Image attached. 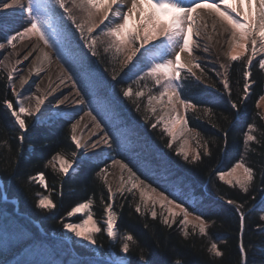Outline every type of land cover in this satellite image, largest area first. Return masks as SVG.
<instances>
[{"label":"trees","instance_id":"16d2710c","mask_svg":"<svg viewBox=\"0 0 264 264\" xmlns=\"http://www.w3.org/2000/svg\"><path fill=\"white\" fill-rule=\"evenodd\" d=\"M5 37L0 32V41ZM97 62L90 63L89 71L100 79L102 96L116 107L124 127L136 135L131 152L137 159H144L139 163L141 169L127 163L128 166L134 172H146L147 178L137 174L170 200L182 203L193 216L200 215L207 224L206 235L199 230H189L185 235L178 226L166 225L163 218H153L136 193L126 190L117 194L112 201L117 212L116 229L121 236H134L127 254L131 264H138L141 255L150 264H245V260L246 264H264V220L260 219L264 215V119L257 107L264 96V71L253 64L256 82L249 98L239 104V112L231 108L228 94L209 69L199 71L201 84L191 77L185 79L181 97L196 105L187 118L201 144V159L183 164L166 150L153 129L144 125L145 120L133 105L118 96V89L123 91L128 85L115 60L109 61L110 70L101 60ZM114 69L118 77L115 81L111 79ZM244 70V60L231 64V100L237 102L242 94ZM4 99L15 101L7 75L0 71V264H107L76 257L61 239L68 212L82 202L91 199L94 219H103L109 192L103 176L97 173L105 166L85 162L76 172L63 175L50 161L57 153L74 159L73 152L77 150L70 139L71 125L62 120L54 126L39 125L27 119L29 131L21 143L17 139L20 130L3 106ZM248 125L255 126L252 134L257 140L245 146ZM112 142L115 156L125 161L113 139ZM240 160L254 170L247 193L229 187L218 177ZM41 173L47 187L39 182ZM42 196L52 199L56 207L50 211L40 209L38 201ZM228 199L243 205L240 211L246 220L242 234L238 214L233 205L226 203ZM9 201H15L17 208ZM137 206L141 212L136 211ZM96 239L103 254L119 256L104 231ZM241 242L246 257L241 253ZM212 243L217 244L221 256L212 251ZM76 254L86 256L78 247Z\"/></svg>","mask_w":264,"mask_h":264},{"label":"snow or ice","instance_id":"6c2138e0","mask_svg":"<svg viewBox=\"0 0 264 264\" xmlns=\"http://www.w3.org/2000/svg\"><path fill=\"white\" fill-rule=\"evenodd\" d=\"M14 4L24 8V5L20 4V0L5 2L2 7L10 8ZM54 4L62 10L63 16H66L67 20L74 26L75 31L79 33L81 46L86 47L91 56L95 57L98 55L97 43H102L103 39L107 38L108 44L105 47V51H113L118 65L127 67L133 64L137 56L140 57V59L137 60V64L146 62V69L143 70V75L139 76V79L150 80L154 87L161 89V91L150 96L148 99V106L153 113L156 112V109L151 107L152 100L156 99L157 101H162L165 97H167V105L171 106L174 112L176 111V105L173 102V97H176L179 104L183 105L185 113H187L189 108L196 107L190 99H180L183 88L181 73L185 69H187L189 73H192V67H200V64L195 63L192 67H188L182 61V57L185 53L188 56H192L193 45L196 44L199 46L194 36L198 37L200 34V29L197 27V20H203L201 13L204 10L214 13L219 18L222 25H226L227 28L231 29L230 42L232 48L230 59L234 62L244 60V84L242 94L239 96V102L231 100L232 92L228 77L226 74L222 76L223 90L228 94L233 110L239 112V104H242L249 98L250 90L256 82L252 74L253 61L255 60L258 67L264 70V55H260V58L257 60L258 53H264V0H130V4H126L125 0H54ZM77 4L80 9L87 14V19L83 22H79L74 15L73 9ZM234 5H246L248 11L242 12L239 7ZM49 7L50 5H42L40 0H28L27 7L24 10L28 14L29 26H27L23 32L7 35L3 41H0V50L5 49V47L15 49V42L21 37L28 36L29 34L36 35L45 45H49L50 40L48 33L52 30V25L50 23V16L45 14ZM97 16L100 17L98 23L95 19ZM166 17L169 19L165 20ZM105 21H108V23L94 36L93 33H96L97 28H99L101 24H104ZM194 28L196 29L195 31ZM157 41H160V43H156ZM9 55H11V53H9ZM26 58L27 57H25V59ZM61 58L63 59V56H61ZM17 63H19V61H17ZM135 67L136 65H133V69ZM69 70L71 71V69ZM15 71L16 69L13 67L9 71L7 77L11 92L15 96V101L4 99L2 103L14 118L15 124L20 130V135L17 139L23 143L25 139L24 133L29 131L26 117L40 114V116L37 117V123H45L52 119V107L59 108V105L65 103V99L60 98L55 102H50L48 107H44L45 100L40 96H36L35 107L26 106L20 93L16 92L12 84V73ZM192 74L194 75V73ZM72 75L75 76L76 73L73 72ZM117 78L116 70L114 69L111 79L115 81ZM22 83H26V80L22 81ZM76 83H80V81L77 80ZM85 95H87V93H85ZM122 95L131 98L134 95L142 97L145 93L143 91H136L134 93L133 88L129 86L123 89ZM29 99H32V97H29ZM260 100H264V96H261ZM79 103L84 104L85 101L81 99ZM257 107H259V102H257ZM89 115H91V110L89 111ZM55 116L64 117L68 119L69 122L74 119L71 111L63 109L56 112ZM79 119L82 120L83 117L80 116ZM160 122V120H157L155 123L151 124V127L155 128L157 123ZM181 124L187 128L188 120L186 115L182 117L179 113H176L171 122L164 123V130L167 132L168 136L172 138V142H175L177 139L176 128ZM76 128L77 123H72V134L70 139L74 143L75 148L79 150L84 147V145L75 135ZM254 130V125L247 126L244 140L245 146H247L249 142L257 140V137L252 134ZM179 134L183 135V129H181ZM223 136L226 142L228 136L226 130L223 131ZM102 139L105 144H110L106 136ZM172 142H170L167 147L171 148ZM98 143L99 141L94 142L91 147H97ZM76 154V152H73L74 157ZM176 155H182L185 161L189 159V154L183 151V149L177 151ZM193 159L194 161H199L201 159V154L197 152ZM50 163H58L59 171L67 176L69 170L73 168V164L76 163V161L74 159L69 160L57 153L52 157ZM121 167L126 168L130 177L133 178L131 181V188L128 189L129 191L139 188L140 185L144 184V180L136 176V173L133 172L127 164L121 163ZM240 168H243L246 174V180H237L236 183L247 193L248 185L254 176V170L246 166L243 160L238 161L229 171L219 173V178L225 180L228 184H232L233 181L226 180V177L233 176L237 169ZM108 171L109 169L107 167L101 168L97 175L104 176ZM38 178L39 182L47 187L42 173L39 174ZM33 179H36V177H33ZM262 181H264V177H262ZM152 191L155 192L156 189H152ZM108 192L109 202L105 204L103 229L97 226L96 220L93 219L91 199L73 207L67 214L69 217H72L77 213L87 212V218L83 223L68 222L64 224L65 229L74 233L77 238L87 241L93 246L97 245L96 234L101 233V231H104L106 236L115 243L118 239L116 229L117 212L114 210L112 203L115 194L112 193L110 186ZM121 194H123V189H121ZM141 196L142 198L144 196L143 190H141ZM160 197L162 201H167L170 205L174 204L176 208L180 209L183 214L182 224L187 225L189 223L188 217L192 215V213L189 212L187 208L183 207L182 203H174V200H169L168 196L164 195L163 192L160 193ZM226 203L235 207V211L239 217L242 234L246 220L245 214L240 211L243 205H238L232 199H228ZM261 206L264 207V201L261 202ZM38 207L51 210L55 208L56 205L52 199L48 196H44L39 200ZM161 207L163 208L165 205L161 203ZM136 211L141 212V208L137 206ZM169 214L173 218L177 215L171 210H169ZM156 215L155 211L151 212L153 218H156ZM196 219L200 221L201 225L205 224V220L200 215H197ZM260 219L264 220V215H261ZM174 222V219L171 221L167 218L164 219V223L168 226H171ZM199 231L201 234H207L205 227H200ZM185 235H187L186 232ZM123 241L124 242L120 245V251L125 255L113 260L111 264H130L127 254L131 250V242H134V236L126 234L123 237ZM211 249L216 256L222 255L216 243H212ZM240 250L242 255L246 257L242 242L240 244ZM138 264H150V261L146 260L144 256L141 255L138 258ZM176 264H179V261H177Z\"/></svg>","mask_w":264,"mask_h":264},{"label":"rangeland","instance_id":"374dc122","mask_svg":"<svg viewBox=\"0 0 264 264\" xmlns=\"http://www.w3.org/2000/svg\"><path fill=\"white\" fill-rule=\"evenodd\" d=\"M20 1H21L22 5H24V8H22V10H23L24 18L26 20V25L18 27L17 29L11 30V31L3 29V27L0 25V31L2 30V32L5 34V36H7L9 34H16L17 32H23L24 29L27 26H29L28 14L24 10L27 7L28 0H27V2H26V0H20ZM40 3H41V1H40ZM234 6L239 7L242 12L248 11L246 5H244V6L234 5ZM53 7H55L54 0H53ZM73 11H74V15L76 16V18L79 22H83L87 19L86 12L82 11L78 4L76 7H74ZM45 14H47V12ZM201 15L203 16V20H197V27L200 29V34L198 37L194 36V39L198 41L200 48L203 51H205V53H208L209 55H207L208 56L207 59H204V60L197 59L196 60V56H198V51L196 52V48H195L196 44H194L193 45V55L188 56L185 53L184 56L182 57V61L188 67H192V65L195 63H199L200 67H192V73H194V75L192 73H189L187 71V69H185L181 73V76L183 79L184 78L187 79V77L191 76V77L196 79V83L201 84L200 82H202V81H201V78L199 77V71H202L204 68H206V69H209L211 71V73H213L216 76V78L218 79V81L222 85V76L224 74L227 75L228 81H229L231 64L234 62L230 59V52H231V48H232V44L230 42L231 29L227 28L226 25H222L219 18L214 13H211V15H210V13L207 10H204L201 13ZM63 17L66 18V16H63ZM95 19L98 23L100 20V17L97 16ZM167 19H169V18L166 17L165 20H167ZM209 19H211V20H209ZM56 22H58L56 18L50 19V23L52 25V30L49 31L48 35H49V40L52 37L54 38V40H50L49 45H45L44 42L41 41L36 35L29 34L28 36L21 37L18 41L15 42L16 43L15 49H10V48L6 47L5 52L3 53V56L0 57V71H2L8 77L9 71L11 70V66L10 67L8 66V68L7 67L5 68L4 61H5L6 57L8 58V56H10L11 58L12 57L18 58L20 53H21L20 47L22 45H24L25 43H28L30 46L31 45L34 46V44H36L38 42L43 47H45V49L50 51V53H52L53 63L56 65L58 64V66L61 67L62 72L66 73V75L68 76L70 83L72 85L71 91L78 94L79 101L81 99H83L85 101V103L83 104L84 111L82 113H80L79 115H77L76 118L72 119L71 122H69V120L64 118V117H56L55 116L54 119L51 120V122L48 121L49 123L47 122L46 124H49L48 126H54V125H57L59 120H62V121H66L71 126H72V123H80V125H81L82 120L79 119L80 116L83 117L84 115H89V109H91V108H92L91 109L92 112L94 110L95 115L98 118H100L101 120H103V117H101V114L102 115H104V114H103L101 109L98 110L99 108L97 106V96L96 95H97V93H103L104 90L102 88V85H100V79L97 78V75H95L93 72L89 71L90 69L88 68V66L79 60L80 57L78 55L80 54V44H81V41L79 40V33L75 31L74 26L71 25L70 21H68V26L66 28H64V22L63 21L54 25ZM107 23H108V21H105L104 24H101L100 27L97 28L96 33H93V35L95 36L97 33H99L100 29L104 28ZM205 25H206V27H205ZM221 26H223L222 28H224L226 30V32L223 29H221ZM195 30L196 29L194 28V31ZM69 37H70V40H69ZM226 42H228L227 45H223V43L226 44ZM156 43H160V41H157ZM107 44H108L107 38H104L102 43L101 42L97 43V52H98L97 58L99 60H101V62H103L105 64L106 68H109V70H110L111 66H109V61L115 60V64H117V61H116L115 55L113 54V51H111V50L105 51V47L107 46ZM228 44L230 46L225 51L224 49L226 48V46H228ZM209 45L211 47H209ZM204 46H206V49H208V50H206L204 48ZM149 47H151V46H149ZM9 53H11V55H9ZM210 55H211V57H210ZM260 55H264V53H258L257 60L260 58ZM61 56H63V59L61 58ZM201 57H202V55H201ZM184 58H185V60H184ZM42 59H44V54L41 53L40 51H38V49H37L34 51L33 58L30 60V62L26 63V66L24 68L25 69V75L27 74L26 77L29 78V80H30L29 84L31 83L30 84L31 90L28 93V98L29 97L34 98V96H37V95L42 96L43 94H45V98H46L47 95L49 94V90H48L49 86L51 84L56 83V81H58L55 69L52 66H48V67L46 66L45 67V64L42 65V63H43ZM139 59H140V57L137 56V58L133 61V64L128 65L127 67H122L121 65H118V64L117 65L119 67V74H120V72L121 73L122 72L127 73V76L125 77L127 83H125V84L128 85V87L131 86L133 88L134 93L136 91H143L145 93V95L142 97H137L134 95V97H131V98L122 97V90L118 89V91H117L118 96L121 97L122 100L126 99V101L123 100L125 103L128 102L129 105H131V106L133 105V107L135 108V111L139 115L142 116V119L145 120L144 125L149 126V128L151 130L153 129L155 135L159 138V141L161 142V144L163 143V146L166 148V150L169 153L173 154V156L175 158H178L179 161L183 164H189V163L195 162L193 158L195 157L197 152H200L201 144L198 140L196 132L193 131L192 128L189 126V122H188L187 128H185L183 124L177 126V128H176L177 139L175 140V142H172V138L169 137L167 132L164 130V123L165 122H171V120L175 117L176 113H179V115L182 117L186 115V118H187L188 114L192 110H194L195 108H189L187 110V113H185V109H184L183 105L179 104L176 97H173L172 98L173 102L176 105V111L174 112L172 107L167 105V97H165L162 101H157L156 99L152 100L151 107L156 109V112L153 113L151 111V108L148 106V99L150 96L161 91V89L158 87H154L150 80L139 79V76L143 75V70L146 69V62H141L140 64H137V60H139ZM12 60H13V58H12ZM187 61H189V62H187ZM9 62L10 61H7V63H9ZM253 64H257V62L254 60ZM133 65H136V67L134 69H133ZM226 65L228 66L227 69L225 67ZM69 69H71V71ZM130 69H131V71H130ZM225 69H226V73H225ZM73 72L76 73L75 76L72 75ZM122 77H124V74L122 75ZM44 79H46L48 81V83H42V81H44ZM75 80H79L81 85L84 87H86L87 80L90 82L92 91L88 93V98H89L88 102H87V99L86 98L84 99V97L82 96L81 91L78 90L79 87L76 84ZM12 84L14 85L16 92L19 93V86L20 85H19V83H16V81H14V78H13ZM222 87H223V85H222ZM208 88H210V87H208ZM85 92H86V90H85ZM180 99H181V96H180ZM23 102L25 103L26 106H28L27 101H23ZM258 108H259L261 115L264 119V100H261L259 102ZM53 110H55V107L53 108ZM99 111L101 112V114L99 113ZM89 116L90 117L93 116V118L97 124L96 126H98L99 129L102 130L104 137L106 136L108 138V140L110 142V144H108L109 152L107 154L103 155L99 160L98 159L94 160V159L88 157L86 155V153L82 151V148L79 150L76 149L77 154L74 157V160L76 161V163H74L73 168L69 170V174L75 172V170L80 165L84 164L85 162H91L94 164H102L103 166H105L109 169V171L106 174H104V176H103L107 188H109V186L111 187L112 193L115 194L114 196H116L117 194H121V189H123V193H124L126 190L131 188V181L133 178L130 177L126 168L121 167V163H123V164H126V163L121 161L120 159H118L117 156H115L114 146L110 140V137L106 133L103 126L100 124L97 117H95L92 113ZM107 117L111 120L114 128L119 125L120 118L115 114L113 109L109 110ZM27 119H34L37 123V114H34L32 117H26V120ZM157 120H160L161 122L157 123V126L155 128H152L151 124L155 123ZM187 120H188V118H187ZM37 124L42 125L43 123H37ZM181 129H183V135L179 134ZM88 130H90V128L89 129L87 128V130L85 131V134L89 132ZM77 133L78 132L76 130V132H75L76 136H77ZM170 142H172L171 148L167 147V145ZM181 149H183V151H185L189 154L188 161H185L183 159L182 155L181 156L176 155L177 151H180ZM53 165L59 171L58 163H53ZM136 176H138L137 173H136ZM139 178L141 180H143L141 177H139ZM219 180H220V182L228 185L229 187L242 190L240 188L239 184L236 183V181L237 180H241V181L246 180V174L244 173L243 168H240V169H237L236 173L233 176H227L226 177V180L233 181L232 184H228L225 182V180H221L220 178H219ZM249 186H250V184L248 185V188H249ZM152 189H156V188H154L148 182L144 181V184L140 185L139 188L131 190L132 192L136 193L139 196V198L141 200L142 207L146 211H148L150 213L152 211H155L157 214L156 216H159L163 219L167 218L170 221L174 219L175 222L172 223L171 225L178 226V228H180L184 232H188L189 230L190 231L199 230L200 227L207 228L206 223L201 225L200 221L197 220L196 217L193 215H190L188 217L189 223L187 225L182 224L183 214L181 213L180 209L176 208L174 206V204L170 205L167 203V201H162L161 197H160L161 192H159L157 189L155 192H153ZM141 190H143V193H144L143 198L141 196ZM42 197H44V196H42ZM42 197H40L39 200ZM149 197H150V199H149ZM161 203H163L165 205V207L162 208ZM43 210H48V209H43ZM169 210H171L172 212H175L177 215L173 218L169 214ZM48 211H50V210H48ZM91 212H92V208H91ZM92 214H93V212H92ZM86 218H87V212L77 213L75 216H72V217L67 216V218L65 219V221L63 223V231H62L63 234L61 236V239H65L67 242L66 241H64V242L69 247H71L72 250L76 251V247H78L83 252H85L86 256H84V258L86 257L88 259H96V260L99 258H102V259H105L109 262H112L113 260H116L119 257L125 255L124 253H122L120 251V245L124 242L123 241L124 236H121L118 232H117V236H118L117 241L115 243H113L111 241V239L109 238V242H110L111 246L117 247V249L119 250V252H118L119 256H117L116 254H113L111 252L105 255L102 253L101 248L99 246L90 245L87 241H84L80 238H77L74 235V233L67 231L64 227V224L68 223V222L83 223V221ZM93 219H94V217H93ZM103 219H104V217H103ZM103 219L101 221H96L97 226H100L102 229L104 227ZM99 234H96V238H97V235H99ZM129 261H130V259H129ZM130 264H131V262H130Z\"/></svg>","mask_w":264,"mask_h":264},{"label":"bare ground","instance_id":"6f19581e","mask_svg":"<svg viewBox=\"0 0 264 264\" xmlns=\"http://www.w3.org/2000/svg\"><path fill=\"white\" fill-rule=\"evenodd\" d=\"M5 2H11V0H0V25L3 27V29L11 31V30H15L18 27L24 26L26 25V20L24 18V14H23V10L21 7H19L18 5L14 4L12 7L10 8H4L2 7L3 3ZM126 4H130V0H125ZM20 4L21 1H20ZM211 15V12H209ZM211 20V19H209ZM217 20V19H216ZM223 26H221V29H223L225 32L226 30L224 28H222ZM224 32V33H225ZM226 38V37H225ZM228 42H226V44L223 43V45H227ZM209 44V43H208ZM230 45L228 44V46H226V48L224 49L225 51L228 49ZM209 47H211L209 45ZM196 52L198 51V56H196V60H204L207 59L209 55L208 53H205V51H203L200 46L196 45ZM204 48L206 49V46H204ZM6 49V47H5ZM5 49L0 50V57L3 56V53L5 52ZM40 51L41 53L44 54V59H42L43 63L42 65L45 64V67L47 66H52L57 74V79L58 81H56V83L51 84L49 86V94L47 95V97L45 98V94H43L42 96H40L41 98H43L45 100V105L44 107H48L50 102H55L60 98L65 99V103L62 105H59V108L55 107V110H53L54 107H52L51 109V114H52V119H54L55 117V113L60 111L61 109L66 110V111H71L73 114V117L76 118L77 115H79L80 113H82L84 111V107L83 104L79 103V96L77 93H74L71 91L72 89V85L70 83V80L68 78V76L66 75L65 72H62V69L60 66H58V64H54L53 63V58H52V53H50V51H48L47 49H45V47H43L40 43H36L33 45H29L28 43H25L24 45H22L20 47V55L18 58L16 57H10L8 56V58L6 57L4 63H5V68L8 66H11V69L14 67L16 69V71L14 73H12L14 81H16V83H19V93L21 98L23 99V101H27V105L31 106V107H35V97L32 99L28 98V93L30 92V80L29 78L26 77L25 75V66L26 63L30 62V60L33 58V54L34 51L37 50ZM208 50V49H206ZM224 51V52H225ZM210 53V52H209ZM202 55V57H201ZM25 57H27L25 59ZM211 57V55H210ZM11 59V60H10ZM185 60V58H184ZM7 61H10L9 63H7ZM17 61H19V63H17ZM189 62V61H187ZM56 65V66H55ZM227 69V65L225 66ZM27 78V79H26ZM26 83H22V81H25ZM42 83H48V81L46 79H44V81H42ZM48 85V84H47ZM39 96V95H37ZM42 112H43V108H42ZM40 114H37V117H39ZM92 117V118H91ZM89 116V115H84L83 119H82V123L80 125V123H77V137L78 139L81 140L82 144L84 145V147H82V151L86 153V155L94 160L96 159H100L103 155L107 154L109 152V146L108 144H105L103 142V132L101 129H99L98 126H96V122L93 118V116ZM51 119V120H52ZM51 120H48L51 122ZM48 121H46L45 123H47ZM87 128L90 130H88L89 132L85 134V131L87 130ZM99 141V143L97 144V147L93 148L91 147V145L94 142ZM106 184V183H105ZM205 185H209V184H205ZM204 185V186H205ZM97 260L100 261H104L107 264H111V262L99 258Z\"/></svg>","mask_w":264,"mask_h":264}]
</instances>
